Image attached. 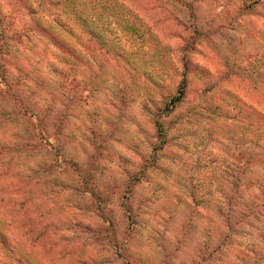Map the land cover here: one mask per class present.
<instances>
[{"label": "rangeland", "instance_id": "rangeland-1", "mask_svg": "<svg viewBox=\"0 0 264 264\" xmlns=\"http://www.w3.org/2000/svg\"><path fill=\"white\" fill-rule=\"evenodd\" d=\"M96 1L111 50L60 15L72 55L0 58L35 115L0 98V264H264V0Z\"/></svg>", "mask_w": 264, "mask_h": 264}, {"label": "trees", "instance_id": "trees-1", "mask_svg": "<svg viewBox=\"0 0 264 264\" xmlns=\"http://www.w3.org/2000/svg\"><path fill=\"white\" fill-rule=\"evenodd\" d=\"M50 2L51 5H38V9L28 8L33 16L39 10V12L43 14V17L40 20L33 18V24L31 26H27L28 24L19 25L18 28H13L14 34L12 36L0 37V58H7L8 60V56L15 53L27 40L31 39V35L37 34H39L41 38L47 39L48 45H50L51 48H54L53 52L57 55L60 52H64L67 54L66 56L72 55L74 52L73 46L62 38V34L57 29L61 30L67 36H73V31L68 29L63 21L59 19L60 15H64L73 23L74 20H76L81 26H83L84 32L90 39L97 41L101 47H107V50H111L108 47L109 35H106L104 31H100L93 25L94 18H97L100 14L96 13V8H99L96 5L98 1L50 0ZM47 16H51V18H48ZM7 68L8 67L0 62V82L3 83L0 87V98L11 99L15 105H19L20 112L34 115V113L28 109V99L21 98L23 97L20 94L21 85H19L21 78H17L16 76L14 80L8 78ZM14 69L17 73H24L19 67H15ZM184 96L185 86L183 80H181L177 93L165 103L163 110L167 113L172 112L182 102ZM259 123L258 121H255V127H253L254 131L251 132V137L256 143L255 145L260 146V143L262 142V146L260 147H264V142L261 141L262 135L260 134V131H264V127L260 126ZM155 124L160 132V136H164L161 123L155 122ZM256 154L255 157H251L252 163H258L259 161L264 160V154L262 152L257 151ZM244 166L247 167V165Z\"/></svg>", "mask_w": 264, "mask_h": 264}]
</instances>
